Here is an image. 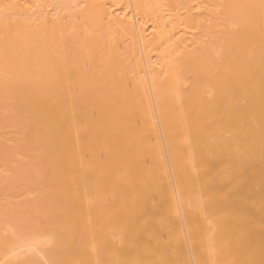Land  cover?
Masks as SVG:
<instances>
[{
	"label": "bare ground",
	"instance_id": "bare-ground-1",
	"mask_svg": "<svg viewBox=\"0 0 264 264\" xmlns=\"http://www.w3.org/2000/svg\"><path fill=\"white\" fill-rule=\"evenodd\" d=\"M0 264H264V0H0Z\"/></svg>",
	"mask_w": 264,
	"mask_h": 264
}]
</instances>
